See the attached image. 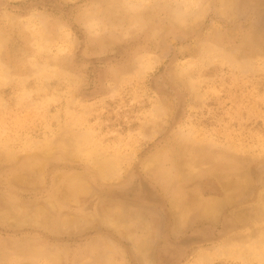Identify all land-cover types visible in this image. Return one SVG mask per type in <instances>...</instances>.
Segmentation results:
<instances>
[{"label":"rangeland","instance_id":"1","mask_svg":"<svg viewBox=\"0 0 264 264\" xmlns=\"http://www.w3.org/2000/svg\"><path fill=\"white\" fill-rule=\"evenodd\" d=\"M0 264H264V0H0Z\"/></svg>","mask_w":264,"mask_h":264}]
</instances>
